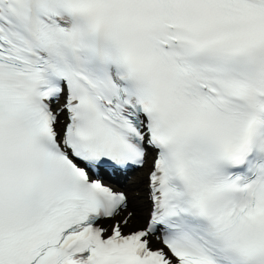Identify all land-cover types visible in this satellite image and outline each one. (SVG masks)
Here are the masks:
<instances>
[{
    "label": "snow or ice",
    "instance_id": "snow-or-ice-1",
    "mask_svg": "<svg viewBox=\"0 0 264 264\" xmlns=\"http://www.w3.org/2000/svg\"><path fill=\"white\" fill-rule=\"evenodd\" d=\"M0 264H264V0H0Z\"/></svg>",
    "mask_w": 264,
    "mask_h": 264
}]
</instances>
